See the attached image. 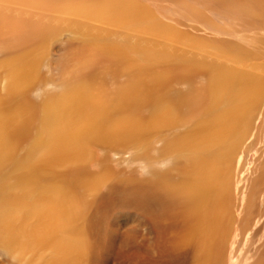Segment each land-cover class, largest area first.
<instances>
[{"label": "bare ground", "instance_id": "obj_1", "mask_svg": "<svg viewBox=\"0 0 264 264\" xmlns=\"http://www.w3.org/2000/svg\"><path fill=\"white\" fill-rule=\"evenodd\" d=\"M208 2L264 21V0ZM185 20L194 31L234 33L193 15ZM116 25L169 37L137 0H0V264H264V156L255 149L251 170L248 133H228L240 110L255 108L252 78L237 96L220 93L210 102L209 133L117 128L107 119L117 97L104 103L82 88L91 64L116 77L117 45L112 29L104 31ZM48 51L75 66L76 85L46 109L47 117L63 118L64 132L28 133L25 84ZM169 61L174 72L182 67ZM220 64L196 70L211 73L203 94L213 99ZM156 72L139 64L137 85L119 107H146L166 125L172 112H158L165 86Z\"/></svg>", "mask_w": 264, "mask_h": 264}, {"label": "rangeland", "instance_id": "obj_2", "mask_svg": "<svg viewBox=\"0 0 264 264\" xmlns=\"http://www.w3.org/2000/svg\"><path fill=\"white\" fill-rule=\"evenodd\" d=\"M137 1L146 6L155 22L169 30V37H158L139 31L132 33L119 25L104 26V29H107L104 30L105 33L109 34L108 30L112 29V36L109 37V40L111 39L110 41L117 45L116 77L107 73V66L103 68V65H88L90 73L85 77L86 79H82V88L84 87L85 93L88 95L95 93L97 96H102L101 102L111 104L117 97V110L111 111L107 118L110 122L118 124L117 128L123 129L130 124L134 133H209L208 130H204L206 128L203 127V123L210 117V114H207L210 102L217 101V96L220 93L233 92L237 96L239 90L245 91L246 85L242 86L241 83L250 76L252 81H250L247 91H249L248 96H251L248 99L256 97L251 101L255 103V106L253 105L255 108L246 114L243 108L244 101L242 100L239 107L236 104L234 107L243 108V111L240 110L237 120L229 127L228 133H248L247 154L249 157L247 155V159L248 167L250 166L249 168L252 170L257 163L254 161L255 149L261 151L262 157L264 156L263 19L246 15L240 16L221 3H210L208 0ZM187 15H193L201 23H209L221 28L222 31L228 30L229 32L234 31V33L232 35L213 33L212 35L211 31L205 29L194 31L188 26L190 22L185 20ZM65 36L64 34V39L67 37ZM49 53L48 51L47 54L36 57V62L31 69L32 75L30 74V79L25 84L24 93H26L23 99L24 112L22 114H26V118L29 119L28 133H55L65 127L61 123L62 117L59 120L55 119L56 117L52 118L53 114H49L50 117H47L46 109L59 100L58 97L63 93L61 91H65V89L69 91L76 85V79L72 78V74L77 69L74 68V65L65 64L63 58L54 57ZM220 55L230 56L231 59L226 60ZM170 58H174L175 61H178V65H182L177 72L168 68L172 64L169 61ZM213 59L214 62L222 63L220 64V74L214 73L217 76H215L213 85L219 89L211 90L216 96L214 99L208 94H206L207 96L203 94L207 92L206 88L209 85L207 78L211 73L196 72V70L205 69L208 63L213 62ZM149 62L157 71L155 74L162 80L161 82H164L163 92L165 94L159 98L161 103L159 106L162 108L158 106V112L165 114V111L171 110L168 125H164L162 120L160 121V117L156 113H151L146 107H119V100L123 99L124 93L131 91L137 85V78L134 75L136 68L139 64H148ZM197 66L200 67L197 68ZM3 76L4 72L0 73V79ZM1 83L0 81V93L3 91ZM182 99H184L183 102L186 101L183 106L178 103ZM48 103L50 104L48 105ZM236 103L239 104L240 101H236ZM207 107L208 110H206ZM155 116L158 120L154 119L153 121ZM71 124L76 125L73 122ZM255 145L257 147H254ZM3 248V240L0 237L1 252Z\"/></svg>", "mask_w": 264, "mask_h": 264}]
</instances>
